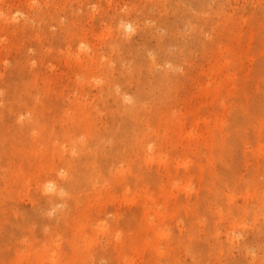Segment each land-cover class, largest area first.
Listing matches in <instances>:
<instances>
[{"label":"rangeland","instance_id":"rangeland-1","mask_svg":"<svg viewBox=\"0 0 264 264\" xmlns=\"http://www.w3.org/2000/svg\"><path fill=\"white\" fill-rule=\"evenodd\" d=\"M195 24L201 31L194 30ZM145 25L169 36L166 55L158 52L155 42L141 43L139 32ZM117 26L125 34L124 41L131 39L126 42L129 46L133 42L147 55L156 56L155 68L169 78V86L145 99L144 109L137 114L145 126L153 118L147 135L153 130L166 135L167 140L157 141L165 158L149 159L141 146L129 142L125 157L109 165L101 180L103 188L98 186L100 179H94L108 204V213L95 214L94 222L118 224L116 229L109 231V225L95 230L92 238L96 240L87 242L85 233L73 235L71 229L59 226L49 228L47 236L39 224H33L17 242L0 241V264H125L126 258H132V264H193L198 246L205 250L203 264H259L256 260L264 264V0H0V140L7 136L11 142L6 143L15 144L2 145L7 150L3 171L9 172L14 163L25 173L33 170L27 154L23 156L17 148L28 150L23 125L45 111L16 109L23 107L21 101L30 105L33 96L42 98L39 107H46L48 128L53 129L47 134L56 139L63 141L60 128L67 137L85 139L79 123L67 122L62 113L72 106L75 94H84V110L94 131L104 130L113 114L117 124L125 127V114L112 113L106 104L111 77L101 68V61H110V67L127 69V76L133 73L135 56L124 54L122 46L119 56L110 51L121 45L116 43ZM227 33H234V39ZM87 51L104 58L91 61ZM68 56H78L94 71H86L74 59L68 64ZM217 61L221 67L212 74L215 80L209 79L203 68ZM47 73L57 79L50 97H44L39 79ZM113 80L117 93L126 90L132 95L125 99L129 104L135 97L134 82L121 77ZM14 92L23 97L19 104L9 97ZM154 103L161 108L155 111ZM180 108L186 113L185 125L173 127V112ZM192 109L199 110L196 117L189 114ZM100 139L99 155L103 156L115 138L110 133ZM182 161L190 163L186 166ZM120 167L124 171L119 174ZM20 181L14 184L24 196L16 203L29 208L30 198L41 194H36L34 180ZM127 188L152 195L153 201L145 205L146 216L137 207L108 198L109 193L118 196ZM98 191L87 192L76 204L94 212ZM55 206L67 209L69 205ZM114 207L119 209L117 218ZM152 217L159 224L158 237L148 228ZM243 221L250 227L249 237ZM255 232L260 233L257 242L251 238ZM245 238L253 244L252 256L247 258L241 253Z\"/></svg>","mask_w":264,"mask_h":264},{"label":"bare ground","instance_id":"bare-ground-1","mask_svg":"<svg viewBox=\"0 0 264 264\" xmlns=\"http://www.w3.org/2000/svg\"><path fill=\"white\" fill-rule=\"evenodd\" d=\"M202 5V4H201ZM190 17V15H188ZM11 17V15H9ZM186 19V17H185ZM139 21V20H138ZM174 24H177L175 22ZM133 24H128V28H132ZM178 26V24H177ZM180 26V25H179ZM194 30L199 32L201 31L200 25L195 24ZM155 28L152 26H146L143 30H140L139 36L142 37V44L151 46L154 42L157 45L156 48L161 55H166L169 51L168 42L169 36L163 34H156L154 31ZM182 30V29H181ZM176 31V30H175ZM228 34V33H227ZM125 34L122 33V30L119 26H117L116 33V43H120L121 45H117L111 48V53L116 54L117 56L121 55L119 46H122L123 53H130L135 56L133 60V64L131 68L133 73L127 76V69L122 68L116 69L115 67H110V61L102 62L101 68L106 71V74L111 77L109 81V87L107 90L108 93V101L106 104L110 111L113 112H123L125 114V127L121 128L119 124H117V120H114V114L109 120V124L104 127L102 131H94L89 116L87 112H85V98L84 94H75L74 99L72 100V106L64 111L62 109V113L67 116L68 121H72L73 123H79L80 131L85 135L84 141L80 140L77 135H73L72 137H67L65 130L60 128L58 131L64 133L63 141L61 139H56L55 137L49 136L47 133H50L49 124L45 118L46 107H39L41 97H35L31 99V103H26L21 101V105H18L16 109L19 108L20 112L24 108H28L31 113L37 112V110L45 111L39 113L38 117L36 116L33 121L29 124L23 125V129L25 132H28V141L25 146H29L28 150H20L17 148V151L22 152L23 156L27 154V159L30 164H33V170L25 173L21 168H18L14 163V167L9 172L3 171V166L6 164V145L14 146L15 144H7V141L11 140L4 136L3 140H0V230H2L0 235V241L8 243L7 240H10L9 243L17 242L22 239L25 232H28L29 228L33 224H39V230L41 233H44L48 236L49 228L53 229L56 227H64L67 231L71 232L73 235L77 233L83 234L85 233V241H95L92 238V233L95 230H105L108 227L109 231L116 229V225L107 223V222H94L96 221L94 215L97 214H106L108 213V204L102 200V192L98 186H104L102 178L104 174L107 173L108 167L113 162H120L122 158L125 157L126 146L127 144L136 143L141 146L145 152L147 158H159V160H164L165 155L159 152V147L157 146V141L160 142L162 138L167 140L166 135L164 133H160L159 130H153L150 135H147V127H153V118H151L147 122V126L145 123L141 121L137 114H139L144 109L143 101L147 99L149 96H157V90L161 91L164 87H168L167 85L169 78L166 77L164 73L157 71L154 66V62L156 60V56L147 55L148 52H143L138 46L133 45V42L129 46L128 43L131 39L128 38L126 41L122 39ZM229 35V34H228ZM240 35V33L238 34ZM234 39L235 34L229 35ZM128 37V36H127ZM240 44L238 43V46ZM241 52H244V49L239 47ZM95 49V48H93ZM220 51L223 49L222 46L219 47ZM91 51V50H90ZM94 52V51H93ZM159 53L158 57H159ZM245 54V53H244ZM86 55L90 57L91 61H95V59L102 60L104 55H98L95 57L93 54L90 55L89 51L86 52ZM72 59V60H71ZM76 60L77 63L80 62L79 66H83L86 71L89 69L94 71L93 67L87 66L86 63H81V60L78 56H68L66 60L70 64L72 61ZM132 60V59H131ZM66 61V62H67ZM97 63V62H92ZM72 66V65H70ZM146 67V71L143 72L142 68ZM221 67L219 61L215 63H211L210 65L203 68L207 77L211 76L209 79L215 80V77H212L213 72ZM81 69V68H80ZM97 78V76H95ZM121 77L122 79H126V81L134 82V91L132 93L135 95L132 101L125 103L126 98H132L126 90L117 93L115 89L116 82L113 80L114 78ZM39 78V76H37ZM42 82V92L44 97H50L53 92L52 84L57 80L52 78V76L47 73L42 78H39ZM27 85H25L26 87ZM78 91V90H76ZM207 91L206 93H209ZM205 93V94H206ZM11 100L14 101V104H19V100L23 97L20 93H11L9 94ZM82 99V100H81ZM112 101V104L110 103ZM200 100V97H198ZM152 108L157 111L158 104H153ZM195 111L190 110L189 114L196 117L199 114V110L194 109ZM19 112V113H20ZM186 113H183V109L180 108L178 111L173 112V117L175 118V122L173 123V127L178 126V128H182L185 124L182 121V116ZM41 117L44 118L42 121ZM3 119H1L2 121ZM1 123V122H0ZM179 123V124H178ZM56 127V125H55ZM44 130L41 132L40 130ZM99 132V133H98ZM115 138L113 143H111L110 150L105 151V155H99V149L103 146L101 142L100 136L102 134L109 135ZM142 133L146 135L142 139H137L138 135L140 136ZM179 134V141L182 146L186 145L185 139L183 138V134L181 132ZM154 136L158 138L153 140ZM193 137V132L189 133L188 138L191 139ZM64 141L67 143L64 145ZM40 144V146H38ZM4 145V146H2ZM26 148V147H25ZM49 148V149H43ZM78 152V155L74 154V151ZM120 152V155L117 154ZM119 156H121L120 159ZM153 158V159H154ZM189 161H182L181 164L189 165ZM31 166V167H32ZM30 167V168H31ZM29 168V169H30ZM28 169V170H29ZM124 171V168L120 167L117 169V172L120 174L121 171ZM100 179V185L97 186L94 179ZM21 183H26L29 180H34V185L36 189V194H41V196L35 195L31 200L32 205L29 208L20 207L16 201L18 199L23 198V194H19L17 191L18 186L14 184V181ZM51 189V190H49ZM99 190L97 192V207H95L94 212L82 209L79 205H77V201L83 198L87 192H92ZM119 197V198H118ZM108 198L115 202H121V204L131 205L132 207H137L141 210L144 216L147 215L146 203L147 200L153 201L152 195H148L147 193H135L130 188H127L120 195H116L113 193H109ZM165 199V198H163ZM159 201H157L158 203ZM64 203L68 204V208L58 209L55 205ZM156 203V204H157ZM116 204V203H115ZM160 204V203H158ZM116 206V205H115ZM130 208V209H131ZM59 212L57 216L48 215L49 212L52 211ZM116 210V211H115ZM118 207L112 208V212L115 213V218H117ZM153 211L158 215L159 212H156V207L153 206ZM103 212V213H102ZM118 219H114L117 222ZM160 220V218H159ZM264 221V214H263ZM160 223V222H159ZM97 224V225H95ZM244 227L247 228L248 236H250V227H247V223L245 221L242 222ZM159 225L156 223L155 219L152 217L148 220V228L151 230L156 237L160 236L159 232L156 229V226ZM263 231V229L260 227ZM258 231V230H257ZM259 232V231H258ZM103 233V232H102ZM107 234V233H106ZM260 234V233H258ZM258 234L254 233L253 241L257 242ZM97 235V234H96ZM94 235V236H96ZM103 235V234H101ZM246 239V238H245ZM243 239L241 245V253H243V257L245 258L252 256L251 248L253 244ZM250 240V239H249ZM251 241V240H250ZM241 244V243H240ZM196 252L192 254V258L195 260L192 262L193 264H203V260L201 258V253L205 251L203 247H195ZM104 254L108 252L106 250L103 251ZM102 251L99 253L103 256ZM204 253V252H203ZM194 255H197V259ZM201 258V259H200ZM254 259V257H253ZM132 258H126L125 264H132ZM243 261V259L239 260ZM256 262H263V260H259ZM177 264V262H176ZM182 264V263H181ZM233 264H242L241 262H235Z\"/></svg>","mask_w":264,"mask_h":264},{"label":"clouds","instance_id":"clouds-1","mask_svg":"<svg viewBox=\"0 0 264 264\" xmlns=\"http://www.w3.org/2000/svg\"><path fill=\"white\" fill-rule=\"evenodd\" d=\"M49 190H51V189H49Z\"/></svg>","mask_w":264,"mask_h":264}]
</instances>
